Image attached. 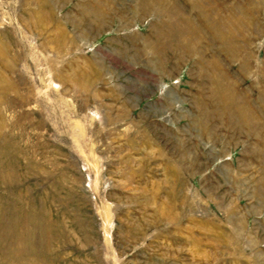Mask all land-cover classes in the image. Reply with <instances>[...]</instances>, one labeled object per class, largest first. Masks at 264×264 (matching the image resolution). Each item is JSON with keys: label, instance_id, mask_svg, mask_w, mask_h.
Instances as JSON below:
<instances>
[{"label": "rangeland", "instance_id": "1", "mask_svg": "<svg viewBox=\"0 0 264 264\" xmlns=\"http://www.w3.org/2000/svg\"><path fill=\"white\" fill-rule=\"evenodd\" d=\"M0 264H264V0H0Z\"/></svg>", "mask_w": 264, "mask_h": 264}]
</instances>
